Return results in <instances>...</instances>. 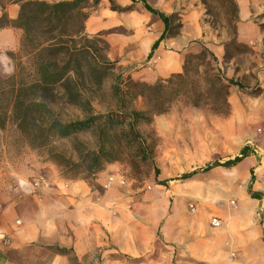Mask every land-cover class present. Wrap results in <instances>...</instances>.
Segmentation results:
<instances>
[{"label":"crops","instance_id":"crops-1","mask_svg":"<svg viewBox=\"0 0 264 264\" xmlns=\"http://www.w3.org/2000/svg\"><path fill=\"white\" fill-rule=\"evenodd\" d=\"M109 1L134 9L114 12ZM197 1L144 0L165 15L187 13L181 34L163 39L153 51L163 25L141 0H101L84 33L100 34L109 61L132 67V79L152 84L181 73L184 56L198 54L202 47L211 46L220 61L221 48L203 35L200 12L189 10L199 7ZM234 2L235 41L252 46L257 63L250 71L226 69L227 80L252 75L251 82L227 88L229 113L223 121L235 131L225 138L233 155L203 174L193 171L189 179L179 180L183 184L178 188L148 194L144 199L156 203L134 210L121 203L123 195L115 188L102 191L101 178L91 186L52 174L33 186L36 171L24 165L7 179L0 200V264H69V254L54 249L70 252L77 264H89L93 253L99 255L97 264H264V20L257 19L264 0ZM20 3L0 7V17L14 21ZM20 38L18 29H0L1 78L14 72L8 53L17 51ZM252 89L262 95L247 96ZM212 218L220 221L219 227L211 225Z\"/></svg>","mask_w":264,"mask_h":264},{"label":"rangeland","instance_id":"rangeland-1","mask_svg":"<svg viewBox=\"0 0 264 264\" xmlns=\"http://www.w3.org/2000/svg\"><path fill=\"white\" fill-rule=\"evenodd\" d=\"M0 1L6 3L9 0ZM196 4L199 6L196 10H189L200 12V27L207 43L221 48L220 61H216L217 67L219 63L222 65L218 67L220 77L227 80V67L233 73L250 71L257 61H254L252 46L235 41L237 9L234 0H198ZM174 14L178 15L179 21H174L172 26L181 25V34L188 21L187 13ZM257 19L264 20V11ZM260 28L264 33V22ZM101 40L87 36L85 42L96 50L97 58L104 64L105 73L100 86L84 84L77 87L81 91L80 101L87 102L91 113L100 118L88 130L65 139H53L41 147L30 145L16 130L13 121L8 120L5 129L0 131V200L7 179L24 165H27L26 169H35L37 175L32 178L34 180H46L55 174L69 181L71 177L83 175L75 169H60L51 159L56 158L64 165L56 157L61 156L65 161L81 164L78 160L81 152L103 149L102 158L106 163L102 172L85 182L94 186L95 179L101 178L102 191L115 188L116 193L123 195L121 203L134 210L139 204L156 203L144 199L148 194H156L158 190L165 191L169 187L178 188L183 184L179 181L182 175L193 171L203 174L209 165L215 166L233 155L225 138L235 131L223 121L229 113L226 90L224 96L213 87L210 75L203 68L192 67L179 77L169 76L152 84L143 83L131 78L132 67L107 59V45ZM91 57L88 53L79 58L84 70L91 65ZM11 62L14 71L16 65L29 68L21 52H16ZM251 78L249 72L229 80L243 86L251 82ZM153 85L158 87L145 91L144 97L134 96L135 90ZM117 87L120 88L118 92L115 91ZM245 94L253 97L262 95V92L252 89ZM81 102L74 105L56 101L51 110L59 122L83 120L88 114L85 113L86 104ZM133 112L140 114L135 121L130 119ZM109 179L112 181L108 184ZM230 205L233 207L234 202L231 201ZM98 261L99 255L93 253L89 264H97ZM69 264H77L70 253Z\"/></svg>","mask_w":264,"mask_h":264},{"label":"trees","instance_id":"trees-1","mask_svg":"<svg viewBox=\"0 0 264 264\" xmlns=\"http://www.w3.org/2000/svg\"><path fill=\"white\" fill-rule=\"evenodd\" d=\"M11 1L17 0H9L6 3ZM19 1L21 3L17 18L10 21L2 15L0 29L14 28L21 31L19 47L17 51L9 52L8 57L13 60L16 52H21L29 68L24 69L16 65L11 76L0 77V131L5 129L8 120H12L16 130L30 145L41 147L53 139H65L88 130L100 118L91 113V107L87 102L80 101L81 91L77 87L84 84L99 87L105 73L104 64L97 58L96 50L85 45L87 36L84 33L86 20L99 8L101 0H61L57 3ZM141 2L143 8L156 16L163 25L162 34L151 48L153 51L163 39L176 38L180 34L181 25L172 26L174 21H179L178 15H165L149 7L144 0ZM6 3L0 1V7L3 8ZM108 7L109 10L118 13H127L134 9L133 6L119 7L112 1H109ZM95 37L101 40L100 34ZM88 53L92 55V63L84 70L80 66L79 58ZM150 58L151 54L147 59ZM216 61L213 53L206 47H202L198 54L185 55L181 73L171 76L179 77L192 67L203 68L210 75L212 86L216 87L219 92H223L225 96V90L227 94V88L235 84L232 80L220 77ZM153 87L158 86H144L143 89L135 90L134 96L144 97L145 91ZM115 91H120V88H115ZM56 101L66 104L70 102L74 105H80L79 102L86 104L85 113L88 116L83 120L59 122L51 110V106ZM139 115L138 112H133L130 114V119L135 121ZM102 156L103 149H99L81 152L78 156L81 164L65 161L61 156L56 157L64 165L58 163L56 158L51 161L60 169H75L83 175L70 179L77 180L78 178V180L87 181L88 178L102 172L106 163ZM208 168L206 167L205 170ZM60 174L64 177L62 170ZM194 174L195 172H191L182 175L181 179H189ZM54 250L61 255L70 253L66 250Z\"/></svg>","mask_w":264,"mask_h":264},{"label":"built area","instance_id":"built-area-1","mask_svg":"<svg viewBox=\"0 0 264 264\" xmlns=\"http://www.w3.org/2000/svg\"><path fill=\"white\" fill-rule=\"evenodd\" d=\"M110 181H112V179L108 180V184L110 183ZM42 182H43V179H38L36 182L33 183V186H37V184L42 183ZM108 184H106L105 187H107ZM210 223L213 227H219L220 225V221L216 218H212L210 220Z\"/></svg>","mask_w":264,"mask_h":264}]
</instances>
